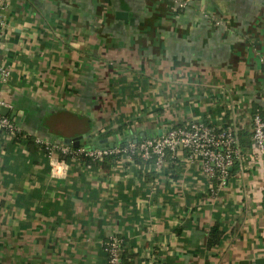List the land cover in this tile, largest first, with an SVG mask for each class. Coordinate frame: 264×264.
<instances>
[{
  "label": "crops",
  "instance_id": "0c3cea01",
  "mask_svg": "<svg viewBox=\"0 0 264 264\" xmlns=\"http://www.w3.org/2000/svg\"><path fill=\"white\" fill-rule=\"evenodd\" d=\"M2 22L6 106L48 140L120 143L264 107V0H6ZM187 155L160 171L70 161L56 178L44 152L0 133V264H106L109 236L138 264H264L263 176L230 168L210 195Z\"/></svg>",
  "mask_w": 264,
  "mask_h": 264
},
{
  "label": "built area",
  "instance_id": "2783aa9c",
  "mask_svg": "<svg viewBox=\"0 0 264 264\" xmlns=\"http://www.w3.org/2000/svg\"><path fill=\"white\" fill-rule=\"evenodd\" d=\"M171 1L177 10H182L191 0ZM5 7L6 0H0V30ZM3 45L1 42L0 47ZM11 71V66L0 62V107L8 105L3 98V87L7 84ZM234 111V120L224 126L216 125L212 116L194 117L186 123L171 126L169 131L159 136L144 137L137 142L130 140L124 145L103 149H93L86 145L74 148L50 141L37 132L24 130L14 119L1 113L0 133L9 141L31 135L36 143L44 145L50 174L56 178L64 177L69 162H80L81 155L101 161L105 156L114 154L121 159H137L142 165L152 162L150 169L160 171L167 157H178L181 147L187 150L190 160L200 161V171L206 179L208 193L215 195L216 190L226 182L230 168H236L239 174L255 170L263 176L264 181V107L243 108L240 104H235ZM243 132L250 136L247 143L241 141L240 134ZM121 247H124L122 240L116 236H109L103 242L106 264H120Z\"/></svg>",
  "mask_w": 264,
  "mask_h": 264
},
{
  "label": "trees",
  "instance_id": "16d2710c",
  "mask_svg": "<svg viewBox=\"0 0 264 264\" xmlns=\"http://www.w3.org/2000/svg\"><path fill=\"white\" fill-rule=\"evenodd\" d=\"M248 136H249V134L247 132H243V133L240 134V138H241L242 143H247L248 142ZM21 139H25L26 140L27 145L30 146V149H32V150L38 149V150L44 152V154H45L44 145H40V144L36 143L31 135L27 136L25 138H20L18 140H21ZM128 141H130V140H128ZM128 141H122L120 143L116 142L117 143L116 146L124 145ZM84 142H85V140H84ZM80 157H81V161H83L85 163H88V162L94 163L95 162L94 160H92V159H90L88 157H84L82 155ZM118 157H119L118 155L110 154V155L105 156L102 160H104V159L106 160L107 159L110 162H113ZM220 235H221V230L219 229V227L217 225L211 227V229H210V231L208 233V244L217 243L219 241V239H220ZM119 257H120V264H138L136 255L134 253H130L126 249L125 246L121 247Z\"/></svg>",
  "mask_w": 264,
  "mask_h": 264
},
{
  "label": "water",
  "instance_id": "95a60500",
  "mask_svg": "<svg viewBox=\"0 0 264 264\" xmlns=\"http://www.w3.org/2000/svg\"><path fill=\"white\" fill-rule=\"evenodd\" d=\"M118 15V17H124L123 14H117L116 13V16ZM0 113L2 115H8L11 119H14L15 120V117H16V113L17 111L16 110H12L10 111V109L7 107V106H1L0 107ZM171 128V126H166L165 128H158L156 130V133H157V136L161 135V134H164L166 133L167 131H169ZM39 134V133H38ZM39 135L42 136V134L40 133ZM146 135V132H142L141 135H140V138H134L132 141L133 142H137L138 140L144 138ZM50 140V139H49ZM83 140H86L87 142V145L89 148H97V149H103V148H113L114 146H116V143L113 142V141H109L106 137L104 138H101L99 140H97V142L95 144H92L91 140L88 139V136H82V135H77V136H73V137H63L62 140H56V139H52L50 141H57V142H60L62 144H66V145H70L74 148L78 147L81 145V142ZM264 157V155H263Z\"/></svg>",
  "mask_w": 264,
  "mask_h": 264
},
{
  "label": "rangeland",
  "instance_id": "374dc122",
  "mask_svg": "<svg viewBox=\"0 0 264 264\" xmlns=\"http://www.w3.org/2000/svg\"><path fill=\"white\" fill-rule=\"evenodd\" d=\"M248 138L250 139V136H248ZM253 172H256L255 170Z\"/></svg>",
  "mask_w": 264,
  "mask_h": 264
}]
</instances>
